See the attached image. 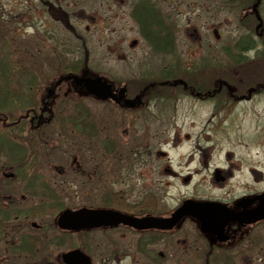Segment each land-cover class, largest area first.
<instances>
[{
  "label": "flooded vegetation",
  "instance_id": "obj_1",
  "mask_svg": "<svg viewBox=\"0 0 264 264\" xmlns=\"http://www.w3.org/2000/svg\"><path fill=\"white\" fill-rule=\"evenodd\" d=\"M13 1L23 11L7 14L27 22L25 25L32 28L28 33L29 49L42 56L48 53V57L43 60L45 64H36V68L46 69L43 79L35 76L33 69L27 71L29 76L25 77L26 87L20 85L24 88L26 101L21 98L19 100L22 93L12 90L7 93L6 84L0 82V264H17L12 260L15 261L23 254L28 257L29 264H68L64 255L73 251L87 256L88 264H165L167 259H170L168 264H185L176 260L175 254L178 251L186 256L188 264H264V218L253 215L259 204L258 197L264 194V189L253 190L249 185L258 182L253 177L256 173L260 174L259 178L262 177L263 171H258V162L252 167L249 163L254 162H251L250 156L246 160L237 158V168L249 165L242 174L243 180L237 183L240 191L232 199L217 201L186 198L219 204L223 209L225 216L218 223L207 224L202 230L201 222L192 214L169 221L186 199L170 211H161L156 190L147 187L144 182L140 183L142 179L139 177L147 166L146 156L151 154L145 138L132 141L124 147L119 144L116 146L113 139L105 137L111 133L110 127L114 128L115 125L124 127L126 132V127L132 126L145 129L161 128L162 125L175 127L179 120L187 123L195 114H200L202 121L210 120L224 111L222 107L225 103L206 105L211 106L212 110L209 109L208 117H204L202 111L193 110L192 104H178V101L184 97L201 102L224 100L220 95H225L227 100L247 99L251 92L255 94V91H264V83H256L255 87L246 89L219 88L216 91H224L219 94L220 97L211 96L209 88L195 87L192 74L200 66L191 69L184 65L186 74H180L172 26L164 22L165 18L147 0ZM215 1L219 3L218 9L224 8L228 2L232 4V1L240 8V13L248 8L243 7V0ZM259 1L253 0L250 3L252 28L249 29L246 23V31L253 33L257 39L247 40L253 44L245 50L261 45L264 47V21L261 22L258 13ZM98 3L104 6L99 9ZM21 5L24 8H20ZM127 16L134 19L138 34V37L125 41L127 50H135L142 44L144 47L147 45L152 57L160 55L168 58L167 65L161 67L155 75L146 72L118 78L111 76L109 71L89 65L93 49L86 42L83 32L98 28L100 19L111 21L115 17ZM39 21H43L42 29ZM58 28L67 31L71 38L66 40L56 34ZM212 33L214 39L218 40L220 34L217 29H213ZM39 34L42 43L35 44L33 38ZM3 39L0 34L1 43ZM4 43L5 48L6 43L11 46L10 39ZM106 48L112 57H126L125 53L118 54L120 50L116 44ZM3 56L9 57V54L0 55V80L13 77L10 64L4 66L3 70ZM51 60L56 62V66L50 71L46 64ZM8 61L10 63V59ZM201 67L206 68V62ZM96 77L101 79H94ZM85 79L94 80L97 87L100 86L99 80L104 81L109 86L108 92L89 94L82 81ZM85 99L90 101L91 121L85 123L68 116L64 121L76 128L75 131H78L79 126L90 128L95 142L94 155L85 158L76 150L69 153L64 151L56 162L52 161L44 168L49 153L40 156V152L38 154L31 150L29 144L34 143V133L40 129L45 134L58 111L67 110L70 114L85 115L88 106L77 102ZM70 100L74 103H67ZM199 106L205 105L201 103ZM17 111L23 113L15 118ZM57 122L64 124L62 121ZM98 133L104 135L105 140H98ZM19 137L24 139V146L18 143ZM200 150L204 148L197 145L196 151L190 153V159L200 158ZM231 154L226 153L227 159ZM27 155H30V160L36 161L33 164L38 169L24 167V162L29 161ZM159 155L167 156L168 159L167 152L155 153L156 157ZM207 155H203V160ZM38 159L41 161L38 162ZM229 163L232 165V162ZM179 165L188 167L189 164L182 162ZM231 165L226 167L229 169ZM167 169L166 172L181 177L182 184L189 182L190 172L184 176L173 169ZM215 171L217 174L222 172L219 168ZM226 175H216L214 181L223 182L233 176L228 172ZM83 210L113 212L118 215L99 219L92 214L83 215ZM67 213L75 215L69 219L63 218L62 214ZM121 216L130 218V221L124 222ZM146 218L153 221L147 222ZM156 218L168 221L158 223L154 220ZM137 220H145L144 227ZM185 225L189 228L178 236ZM167 236L174 248H163L164 252L161 249L156 253L154 248L162 242L166 243Z\"/></svg>",
  "mask_w": 264,
  "mask_h": 264
},
{
  "label": "rangeland",
  "instance_id": "obj_2",
  "mask_svg": "<svg viewBox=\"0 0 264 264\" xmlns=\"http://www.w3.org/2000/svg\"><path fill=\"white\" fill-rule=\"evenodd\" d=\"M147 1L151 6H154L163 19L165 18L164 22L172 26L175 49L178 55L177 61L180 64V74L185 73L184 65L191 69H196L197 66H200V69H196L192 74L196 87L205 89L212 86L210 95L218 97L221 92L224 93V91H216L219 88L246 89L252 86L255 87L254 84L256 83H264L263 45L243 51L235 47V43L241 39L247 38L249 41L257 39L253 33L246 31V23L248 21L251 22V4L240 13V8H237L234 1H232V4L228 2L222 9H218L219 3L215 0ZM242 3L246 5L248 0H243ZM18 6L19 4L13 0L0 1V16L2 18L0 34L4 38L3 43L0 42V55L9 54V57H2L1 65L4 70V66L10 64L13 70L12 78L3 79L0 82L3 85L6 84L7 93L10 90L18 94L22 93L19 96V100L21 98L26 101L27 97L23 96L24 88L22 87H26L25 77L26 75L27 77L29 76L27 71L33 69L34 75L39 79H43L42 76L45 75L44 71L46 69L43 67L36 68V64L37 62H39V66L41 62L45 64L43 60L47 59L48 53L42 56L29 49L28 33L32 31V28L25 25L27 23L25 20L21 18L15 19L14 16L7 14L8 12H22L23 10L18 9ZM103 6L104 4L98 3L99 9ZM20 8H24V5H21ZM257 8L261 20L264 21V0L259 1ZM39 23L40 29H42L43 21H39ZM98 24V28H93L91 32H83L86 42L93 49L89 60L90 66L100 67V69L109 71L111 76L121 78L122 76L128 77L146 72L155 75L161 67L167 65L168 58L160 55L152 57L147 45L144 47L141 44L135 50H127L125 41L138 37L136 23L131 16L124 18L115 17L111 21L100 19ZM110 29H114L113 32H109ZM213 29H217L220 34L218 40L213 37ZM56 34H60L66 40L70 37V34L63 28H58ZM40 36L39 34L33 38L35 44L42 43V41L40 42ZM9 39L11 46L6 43L5 48L4 42ZM115 44L120 50L118 54L124 55L125 53V58L112 57L111 53L106 50V46ZM1 46L3 49H1ZM208 51H210L209 54H207ZM239 54L247 58L243 62L244 64L236 61ZM205 62L206 68L203 69L201 66ZM46 65L51 71L52 67L56 66V62L51 60ZM258 66L260 68H256ZM189 75L191 76V74ZM255 92L257 93L251 92L249 98L239 100H227L225 95L219 96L224 100L202 102L184 97L178 101V104H192L193 110L202 111L204 117H208L209 109L212 110L211 106L206 105L215 103H225L226 105L222 107L224 111L217 113L207 121H202L200 114H195L194 117H190L187 120V123H182L179 120L175 127L162 125L163 127L161 126V128L148 127L145 129L132 126L130 128L126 127V132L123 130L124 127L113 125L114 128L110 127L111 133H107L105 137L113 139L116 146L119 144L124 147L130 145L132 141L146 139L147 148L151 154L146 156L147 166L145 172L141 177H138L142 179L140 183L144 182L147 187H152V189L156 190L161 211H170L187 197H194L196 200L217 201L232 199L240 191H238L237 183L243 180L244 176L242 174L246 171L249 164L255 167L256 162L259 165L258 171H263L262 177L259 178L260 174L256 173L253 177L257 178L258 182L249 185L253 190L261 191V189H264V91ZM77 102L88 106V112L85 115L81 116L79 113L77 115L75 113L70 114L67 110L58 111L54 122L49 124L45 134L40 129L34 133L35 144H29L32 146L31 150L36 151L38 154L40 152V156H45L44 153H49L48 161L44 168H47L52 161L56 162L64 151L69 153L76 150L80 154L82 153L85 158L94 155L96 150L94 149L95 142L93 137H91L90 128L85 129V127L79 126L77 128L78 131H75L76 128L70 127L64 121L68 119L67 116L85 123L91 121L90 101L85 99ZM67 103L72 104L74 101L70 100ZM201 103L205 106H199ZM178 109L181 110L183 108ZM21 113L23 112L17 111L14 115L15 118ZM56 120L62 121L64 124L58 123ZM157 131L158 137H156ZM97 137L100 141L105 140L104 135L101 136L99 133ZM101 137L104 138L102 139ZM44 140H46V143H43ZM24 142L22 137L18 138L19 144L24 146ZM197 145H201L204 150H200V158L192 160L190 159V153L196 151ZM159 151L167 152L168 159L167 156L162 155L156 157L155 153ZM226 153L233 154L227 159ZM205 154L208 155L203 160V155ZM27 156L29 161L24 162V167L34 170L38 169L39 167L34 165L36 161L34 162V159L30 160V155ZM36 156L39 158V155ZM187 156L188 158L186 159ZM248 156L252 158L251 162L254 163H249L242 169L237 168V158L241 157L246 160ZM180 157H182V160H179ZM39 161L41 160L38 159ZM182 162L188 163V167L179 165ZM229 162H232V165ZM227 165H231L229 169L226 167ZM167 167L184 176L190 172L189 182L182 184L181 177L170 174L169 171L166 172L168 170ZM216 168L221 169L222 172L217 174ZM226 172L233 174L232 178H226L223 182L214 181L216 175L217 177L227 176ZM238 172L242 173L239 174ZM151 183L153 185L150 186L149 184ZM187 183L189 184L188 186L184 185ZM221 183L224 184L221 185ZM187 228L189 227L185 225L178 236L183 235L184 230ZM167 238L166 243L162 242L159 247L154 248L156 253L163 248H169L170 250L174 248L168 236ZM176 253L178 254H175L176 260L188 264L184 254H181L180 251ZM167 261H164V263L168 264L170 259H167ZM12 262L17 264L30 263L25 254L19 255Z\"/></svg>",
  "mask_w": 264,
  "mask_h": 264
},
{
  "label": "water",
  "instance_id": "obj_3",
  "mask_svg": "<svg viewBox=\"0 0 264 264\" xmlns=\"http://www.w3.org/2000/svg\"><path fill=\"white\" fill-rule=\"evenodd\" d=\"M255 8V6H254ZM94 79H101L100 77H96ZM84 82V87L86 89V91L89 94H106L107 88H109V86L105 85L106 83L104 81L99 80V87H97L95 84V81L92 79H85L82 80ZM103 96V95H102ZM259 200V204L258 206L255 208L253 215H255L257 218H264V194L259 195L258 197ZM83 215H91L98 217L99 219L103 218L106 219L107 217L109 218H113V214L114 215H118L116 213L113 212H104V211H88V210H83L82 211ZM193 215L195 216L200 222H201V228L202 230L205 229L206 225L209 223H214V222H219L221 218H223L225 216V213L223 211V209L220 207L219 204H215L212 202H196L193 200H185L182 205L176 210V212L172 215V218L169 219V221L171 220H178L180 219L182 216L184 215ZM72 215L75 214H62V217L69 219ZM61 217V216H60ZM122 219L124 220V222H129L130 218L127 219L126 216H121ZM65 219V220H67ZM127 219V220H125ZM60 220V218H59ZM147 222H151L153 221L150 218H146ZM156 221L161 222V221H168V220H163V219H154ZM141 222V226L144 227L145 224V220H137ZM134 222V225L137 223ZM60 225L62 223H59ZM136 226V225H135ZM149 226V225H147ZM64 259L68 264H78V262L82 261L81 264H88L87 260L88 257L77 252V251H73V252H69L66 255H64Z\"/></svg>",
  "mask_w": 264,
  "mask_h": 264
},
{
  "label": "trees",
  "instance_id": "obj_4",
  "mask_svg": "<svg viewBox=\"0 0 264 264\" xmlns=\"http://www.w3.org/2000/svg\"><path fill=\"white\" fill-rule=\"evenodd\" d=\"M253 0H248V4H246V5H243V7H246V6H248V5H250V3L252 2ZM248 24H249V29H251L252 28V24H253V19H252V16H251V22H247ZM246 44H249V45H246ZM252 42H248L247 41V39L245 38V39H242V40H240V41H238V42H236L235 43V47L238 49V50H245L248 46H252ZM247 58L245 57V56H243L242 54H239L238 55V58L236 59V61L237 62H240L241 64L246 60ZM262 62L264 63V58H262ZM244 64V63H243ZM256 68H260L259 66L258 67H256ZM191 83V82H190ZM191 84H193V83H191ZM194 86H195V84H193ZM255 85V84H254ZM196 87V86H195ZM212 87V86H211ZM211 87H208L209 89L211 88ZM201 88V87H200Z\"/></svg>",
  "mask_w": 264,
  "mask_h": 264
}]
</instances>
